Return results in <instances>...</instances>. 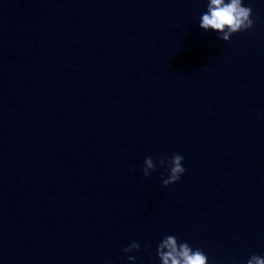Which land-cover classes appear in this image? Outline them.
Masks as SVG:
<instances>
[{"label":"water","instance_id":"obj_1","mask_svg":"<svg viewBox=\"0 0 264 264\" xmlns=\"http://www.w3.org/2000/svg\"><path fill=\"white\" fill-rule=\"evenodd\" d=\"M246 4L223 41L203 0H0V264H121L264 196V0Z\"/></svg>","mask_w":264,"mask_h":264},{"label":"clouds","instance_id":"obj_2","mask_svg":"<svg viewBox=\"0 0 264 264\" xmlns=\"http://www.w3.org/2000/svg\"><path fill=\"white\" fill-rule=\"evenodd\" d=\"M205 10L200 14L198 26L204 32H215L218 39L228 41L233 34L253 27V9L246 0H203ZM184 156L177 152L171 157H161L159 164L165 168L162 183L166 187L179 181L186 172ZM152 156L145 157L142 168L145 177L156 170ZM141 245L132 241L122 249L124 253L140 251ZM156 257L159 264H210L208 254L203 248L194 247L189 241L181 240L176 234H164L156 244ZM127 260L136 264L137 257L128 255ZM110 264V262H106ZM246 264H264V255L251 254Z\"/></svg>","mask_w":264,"mask_h":264}]
</instances>
